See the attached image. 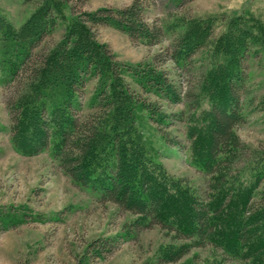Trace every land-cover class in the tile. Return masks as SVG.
Here are the masks:
<instances>
[{"label": "trees", "instance_id": "obj_1", "mask_svg": "<svg viewBox=\"0 0 264 264\" xmlns=\"http://www.w3.org/2000/svg\"><path fill=\"white\" fill-rule=\"evenodd\" d=\"M32 1L38 9L18 28L0 15V83L14 86L7 108L15 148L27 156L49 151L75 185L135 217L133 228L157 226L181 242L163 247L154 264H177L193 246L219 250L223 264H264V148L250 153L236 134L246 106L254 103L264 113V94L246 96L245 67L252 47H264V25L250 14L235 16L214 36L211 19L177 21L182 34L172 30L163 51L130 65L116 60L92 31L108 26L153 45L164 31L147 22L143 0L77 15L73 0ZM59 25L61 39L42 51ZM168 61L183 72L200 71L198 78L189 75L193 112L184 115L183 127L190 162L207 178L202 197L170 178L142 142V114L145 122L166 121L148 97L178 100L161 70ZM91 81L86 106L82 96ZM200 103L207 106L203 117L194 115ZM16 222L0 220L6 228ZM109 247L97 241L93 252L100 257Z\"/></svg>", "mask_w": 264, "mask_h": 264}, {"label": "rangeland", "instance_id": "obj_2", "mask_svg": "<svg viewBox=\"0 0 264 264\" xmlns=\"http://www.w3.org/2000/svg\"><path fill=\"white\" fill-rule=\"evenodd\" d=\"M143 1L148 8L147 22H157L164 31L162 39L153 45L132 41L126 33L108 26H98L92 31L116 60L130 65L147 63L163 51L174 38L172 30L182 34L176 28L177 21L211 19L216 26L214 36L225 33L228 20L235 16L250 14L264 25V0ZM132 2L73 0L71 5L77 15L100 8H124ZM37 9L38 3L32 0H0V15L16 28ZM63 29L59 25L45 38L40 49L46 51L55 45ZM252 52L253 56L245 62L249 76L246 96L258 99L264 94V47L253 46ZM161 70L177 87L178 100L166 103L148 97L159 104L166 121L161 125L152 120L145 122L148 117L142 114V142L170 178L202 197L207 178L190 162L191 144L183 127L184 115L193 112L188 106L192 104L189 92L193 94L195 81L189 75L194 72L198 78L200 71L196 72L194 67L183 72L171 61ZM9 86L0 83V220L13 218L17 222L7 228L0 224V264H154L163 247L181 243L157 226L133 228L135 217L100 200L96 191L75 185L49 151L30 156L19 152L11 141L7 105L12 98L13 83ZM93 88L94 81L85 86L82 101L86 106ZM199 105L194 115L203 117L207 106ZM253 106L254 103L245 107V120L236 128L239 141L250 153L264 148V113L257 112ZM86 112V109L81 111ZM172 140L178 144H171ZM171 193L168 188V195ZM97 241L107 242L110 251L98 257L93 252ZM184 263L223 264V257L219 250L193 246L177 264Z\"/></svg>", "mask_w": 264, "mask_h": 264}]
</instances>
